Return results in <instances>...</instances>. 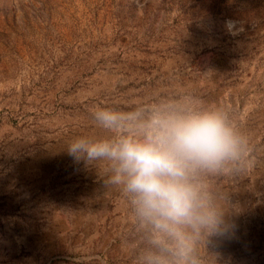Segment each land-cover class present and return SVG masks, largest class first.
Segmentation results:
<instances>
[{"label":"rangeland","instance_id":"374dc122","mask_svg":"<svg viewBox=\"0 0 264 264\" xmlns=\"http://www.w3.org/2000/svg\"><path fill=\"white\" fill-rule=\"evenodd\" d=\"M191 95L228 110L252 164L214 178L206 264H264V0H0V264H133L136 230L102 166L68 144L90 108Z\"/></svg>","mask_w":264,"mask_h":264},{"label":"clouds","instance_id":"9594fccd","mask_svg":"<svg viewBox=\"0 0 264 264\" xmlns=\"http://www.w3.org/2000/svg\"><path fill=\"white\" fill-rule=\"evenodd\" d=\"M99 135L66 147L77 161L102 166L147 244L133 264H206L201 254L224 229L214 178L249 168L248 135L223 106L191 95L155 96L127 107L90 108Z\"/></svg>","mask_w":264,"mask_h":264}]
</instances>
